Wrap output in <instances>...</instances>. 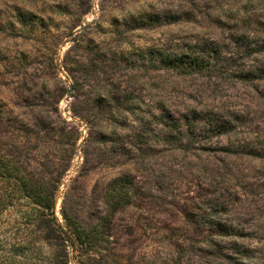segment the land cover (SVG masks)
Listing matches in <instances>:
<instances>
[{
	"label": "rangeland",
	"instance_id": "obj_1",
	"mask_svg": "<svg viewBox=\"0 0 264 264\" xmlns=\"http://www.w3.org/2000/svg\"><path fill=\"white\" fill-rule=\"evenodd\" d=\"M0 162V264H264V0H0Z\"/></svg>",
	"mask_w": 264,
	"mask_h": 264
},
{
	"label": "trees",
	"instance_id": "obj_2",
	"mask_svg": "<svg viewBox=\"0 0 264 264\" xmlns=\"http://www.w3.org/2000/svg\"><path fill=\"white\" fill-rule=\"evenodd\" d=\"M10 167V166H9ZM10 169V168H9ZM8 169V165L7 166H5L2 162H0V170H3V171H5V170H9ZM12 169V168H11ZM1 172V171H0ZM4 202H2V201H0V207H2V206H4ZM6 206V205H5Z\"/></svg>",
	"mask_w": 264,
	"mask_h": 264
}]
</instances>
